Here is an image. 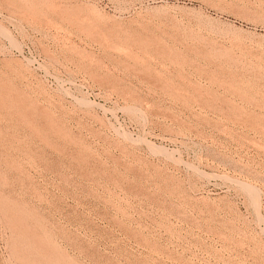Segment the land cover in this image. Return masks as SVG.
Returning a JSON list of instances; mask_svg holds the SVG:
<instances>
[{
    "label": "rangeland",
    "instance_id": "1",
    "mask_svg": "<svg viewBox=\"0 0 264 264\" xmlns=\"http://www.w3.org/2000/svg\"><path fill=\"white\" fill-rule=\"evenodd\" d=\"M0 264H264V0H0Z\"/></svg>",
    "mask_w": 264,
    "mask_h": 264
}]
</instances>
